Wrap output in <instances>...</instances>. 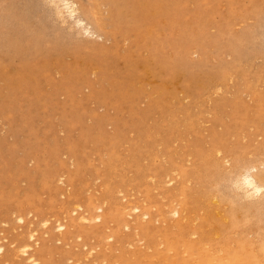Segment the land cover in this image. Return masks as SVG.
Masks as SVG:
<instances>
[{
	"label": "rangeland",
	"instance_id": "374dc122",
	"mask_svg": "<svg viewBox=\"0 0 264 264\" xmlns=\"http://www.w3.org/2000/svg\"><path fill=\"white\" fill-rule=\"evenodd\" d=\"M44 1L0 0V264H28L12 253L31 230L44 264H154L155 256L157 264L164 256L163 264H209L221 254L264 263V207L245 204L226 176L264 158V0H128L120 13L118 0H73L100 36L62 23ZM257 173L264 183V167ZM129 201L148 212L144 221ZM98 204L109 210L107 221L93 218ZM173 205L182 217L164 212ZM126 240L132 247L122 246Z\"/></svg>",
	"mask_w": 264,
	"mask_h": 264
},
{
	"label": "bare ground",
	"instance_id": "6f19581e",
	"mask_svg": "<svg viewBox=\"0 0 264 264\" xmlns=\"http://www.w3.org/2000/svg\"><path fill=\"white\" fill-rule=\"evenodd\" d=\"M42 1V0H41ZM128 0H118V1H116V6H117V11L120 13V12H122V10L125 8L124 6H125V2H127ZM38 2V1H37ZM47 3L48 5H49V7L50 6H52L53 8H54V10H55V13L54 14H56L57 15V18H59L60 19V21L62 22V23H69V25H72V26H75L76 28H77V31L79 32V33H82V34H84V35H87V36H93V35H95V36H100V34H98L97 33V31H96V29L93 27V25H91V23L87 20V18L84 16V15H82L81 14V12H79L78 10V7H77V5H76V3L73 1V0H45L44 1V3ZM47 5V6H48ZM44 6V5H43ZM105 6V5H104ZM104 6H102V7H104ZM153 6V5H152ZM230 6V5H229ZM96 7H98V5L96 6ZM39 9V8H38ZM101 9V8H100ZM53 10V9H52ZM229 10V9H228ZM240 10V9H239ZM230 11V10H229ZM48 13H49V11H47ZM241 12V11H240ZM245 12V11H244ZM230 13V12H229ZM51 14V13H50ZM54 14H51L50 16H53ZM93 14V13H92ZM48 16V15H47ZM94 16V15H93ZM258 16H259V19L260 20H262V22H261V24H260V26L263 28L264 27V11H259L258 12ZM56 17V16H55ZM59 19H55V20H59ZM65 25V24H64ZM68 25V24H67ZM134 25V24H133ZM236 27V26H235ZM67 30V29H66ZM69 32H71V31H69ZM79 36V35H78ZM261 37H262V40H263V44H264V30H262L261 31ZM171 53V52H170ZM195 55V54H194ZM209 55V54H208ZM228 58V57H227ZM201 73H203V71H200ZM230 80V79H229ZM218 89H219V87H217ZM180 151V150H179ZM217 152V151H216ZM219 152V151H218ZM217 152V153H218ZM217 153H215V155L217 154ZM213 154V153H212ZM207 155V154H206ZM218 155V154H217ZM244 156V155H243ZM247 156H250V155H248L247 154ZM176 157V156H175ZM208 160V159H207ZM180 161V160H179ZM187 161V160H186ZM185 161V162H186ZM170 162V161H169ZM220 162V161H219ZM224 162V159H223V161H222V163ZM227 163V162H226ZM225 163V164H226ZM124 164V163H123ZM165 164V163H164ZM188 164V163H187ZM232 164V163H231ZM109 165V164H108ZM224 166V165H223ZM222 166V167H223ZM259 166H261V167H264V158L263 159H259V160H256V161H251V162H242L241 164H240V166L238 167V168H236V169H231L229 172H227V177L230 179V181L232 182V190H235L237 193L236 194H238V196H239V199H241V200H243V199H245L246 200V202H245V204H249V206H251V207H255V208H263L264 207V183L262 182V180L260 179V177H259V175H258V173H257V169L259 168ZM172 167V166H171ZM220 167V166H219ZM227 167H229V165H227ZM173 168H177L176 166H174ZM183 169V168H182ZM182 169L180 170V172L179 173H181V171H182ZM198 169V168H197ZM211 169V168H210ZM177 170V169H176ZM179 170V169H178ZM227 170V169H226ZM188 171V170H187ZM176 172H178V171H176ZM176 172H171V173H176ZM194 172V171H193ZM220 172V171H219ZM167 173V172H166ZM169 173V172H168ZM170 173V174H171ZM223 173V172H222ZM65 175V174H64ZM202 175V174H201ZM205 175V174H204ZM203 175V176H204ZM216 175V174H215ZM72 176V175H71ZM166 177H167V175H165ZM181 175H179V177H180ZM208 176V175H207ZM218 176V175H217ZM170 177V176H169ZM205 177V176H204ZM59 178V177H58ZM60 179V178H59ZM62 179V178H61ZM130 179V178H129ZM188 180V179H187ZM204 180V179H203ZM129 181V180H128ZM74 182V181H73ZM163 182V181H162ZM162 182H161V184H162ZM166 182V181H165ZM168 182V181H167ZM178 182H180V181H178ZM177 183V182H176ZM164 184V183H163ZM167 184V185H166ZM168 184H170L171 185V181H169V183H165L164 185H166L167 187H168ZM179 184V183H178ZM202 184V183H201ZM69 185V184H68ZM68 185H66V186H68ZM153 185V184H152ZM197 185V184H196ZM163 186V185H162ZM178 186V185H177ZM212 186V185H211ZM129 187V186H128ZM163 187H165V186H163ZM201 188V187H200ZM224 188V187H223ZM222 188V189H223ZM234 188V189H233ZM129 189V188H128ZM133 189V188H132ZM156 189V188H155ZM164 189H166V188H163V190ZM226 189V188H225ZM123 190V189H122ZM175 190V189H174ZM202 190V189H201ZM217 190V189H216ZM71 191V190H70ZM110 191V190H109ZM142 191V190H141ZM153 191V190H152ZM184 191H187L186 190V188H185V190ZM67 192V191H66ZM65 192V195L67 194ZM104 192H106V191H104ZM112 192V191H111ZM110 192V193H111ZM119 192V191H118ZM118 192H116L115 191V193H118ZM69 193V192H68ZM109 193V192H108ZM115 193H113L114 195H115ZM178 193V192H177ZM176 193V194H177ZM186 193V192H185ZM185 193H183V194H185ZM70 194V193H69ZM76 194V193H75ZM83 194V193H82ZM105 194V193H104ZM140 194H141V192H140ZM171 194V193H170ZM179 194V193H178ZM177 194V195H178ZM195 194V193H194ZM111 195V194H110ZM117 195V194H116ZM174 195V194H173ZM207 195H210V193L209 194H206V196ZM67 196H68V194H67ZM169 196V195H168ZM170 196H172V195H170ZM183 196V195H182ZM205 196V195H204ZM211 196H213L214 198H216L217 200H221V197L218 195V194H214V195H211ZM100 197V196H99ZM107 197V196H106ZM114 198L116 197V196H113ZM223 197V196H222ZM96 198V197H95ZM102 198H103V196H102ZM131 198H133L132 196H131ZM205 198V197H204ZM209 198H210V196H209ZM214 198H213V200H212V202L213 201H215L216 202V200H214ZM235 198V197H234ZM71 199V198H70ZM85 199H87V198H85ZM91 199V198H90ZM97 199V198H96ZM140 199V198H139ZM163 199V198H162ZM161 199V200H162ZM203 199V198H202ZM208 199V198H207ZM66 200V199H65ZM83 200V199H82ZM92 200H93V198H92ZM99 200V199H98ZM101 200V199H100ZM124 200V199H123ZM126 200V199H125ZM128 200V199H127ZM125 201L126 202V205L128 206L129 204L127 203L128 201ZM184 200H186V199H184ZM193 200V199H192ZM205 200V199H204ZM203 200V201H204ZM210 200V201H211ZM86 201V200H85ZM101 201H103V200H101ZM121 201V200H120ZM141 201V200H140ZM186 201H188V200H186ZM206 201V200H205ZM239 201V200H238ZM83 202V201H82ZM94 202H96V201H94ZM99 202V201H98ZM105 202H107V201H104L103 203H105ZM114 202V201H113ZM115 202H116V200H115ZM114 202V203H115ZM117 202L119 203V201H118V198H117ZM131 201H129V203H130ZM166 202V201H165ZM168 202H169V200H168ZM178 202V201H177ZM207 202V201H206ZM69 203H71V202H69ZM86 203H88L87 201L85 202V205H87ZM112 203V202H111ZM132 203V202H131ZM204 203V202H203ZM209 204H210V202H208ZM219 203V202H218ZM225 203H226V201H225ZM224 203V204H225ZM230 203V202H229ZM62 204V203H61ZM65 204H66V201H65ZM68 204V203H67ZM79 204H80V201H79V203H78V206H79ZM120 204V203H119ZM143 204V203H142ZM144 204H147V203H145L144 202ZM168 204V203H167ZM173 204V203H172ZM188 204V203H187ZM212 204V203H211ZM63 205V204H62ZM75 205V204H74ZM105 205V204H104ZM103 204H98V205H96L95 206V208H96V214L93 216V218L95 219V221H102V220H104V219H106V221L108 220V218H107V214H108V209H103V206H104ZM110 205V204H109ZM124 205V204H123ZM132 205V207H128L127 209H129V208H131L132 209V211H134V213L135 212H137V213H139L140 214V216H141V218H142V220L144 221V219L146 218V217H148V212L147 211H141L140 212V207H139V205L136 203V205L135 204H130V206ZM152 205V204H151ZM178 205V204H177ZM206 205V204H205ZM204 205V206H205ZM208 205V204H207ZM222 205H223V203H222ZM10 206V205H9ZM67 206V205H66ZM69 206V205H68ZM77 206V207H78ZM106 206V205H105ZM119 206V205H118ZM218 206V205H217ZM229 206V205H228ZM25 207V206H24ZM75 207H76V205H75ZM77 207L76 208H74V206L72 207L74 210L75 209H77ZM81 207H82V205H81ZM85 207H87V206H85ZM116 207V206H115ZM115 207H113L114 209H115ZM163 207V206H162ZM168 207V206H167ZM219 207V206H218ZM225 206H223V208H224ZM243 207V210H244V205H242L241 206V208ZM59 208V207H58ZM80 208V207H79ZM84 208V207H83ZM91 208V207H90ZM118 208V207H117ZM121 208V207H120ZM142 208H143V206H142ZM141 208V209H142ZM151 208H154V207H151ZM150 208V209H151ZM164 208H165V206H164ZM196 208V207H195ZM200 208H202V207H200ZM210 207L209 206H207V210H209V214L208 215H211V213H210V209H209ZM215 208V207H214ZM217 208V207H216ZM237 209H238V207H236ZM26 209H28V208H26ZM25 209V210H26ZM125 209H126V207H125ZM149 209V210H150ZM168 209V208H167ZM165 210L164 212L165 213H168V212H170L171 210H172V215L173 216H179V214H180V210H179V208H178V206L176 207V205H175V208H174V205H173V207H172V209H170V210ZM236 209V210H237ZM240 209V208H239ZM251 209V208H250ZM81 210V209H80ZM92 209H90V211H91ZM124 210V209H123ZM122 210V211H123ZM143 210V209H142ZM163 209H161L160 211H162ZM184 210V209H183ZM242 210V209H241ZM241 210H240V213H241ZM242 210V211H243ZM253 211L255 210V209H252ZM252 210H250V211H252ZM258 210V209H257ZM2 211V210H1ZM30 211L32 212V210L30 209ZM89 211V210H88ZM93 211H94V208H93ZM125 211H127V210H125ZM167 211V212H166ZM214 211H218V210H214ZM249 211V212H250ZM253 211H252V213H253ZM72 212H74V211H72ZM110 212H112V211H110ZM114 213H115V211H113ZM129 211H127V213H128ZM155 212V211H154ZM157 212H158V210H157ZM163 212V213H164ZM212 212V211H211ZM257 212V211H256ZM260 213L262 212V211H259ZM10 213V212H9ZM15 213V212H14ZM23 213V212H22ZM28 213V212H27ZM66 213V212H65ZM120 213H121V211H120ZM126 213V212H125ZM126 213V214H127ZM130 213V212H129ZM134 213H133V215H134ZM150 213H152V212H150ZM160 213V212H159ZM163 213H160V215L161 214H163ZM164 213V214H165ZM217 213H219V211L217 212ZM223 213V211L221 212V214ZM239 213V214H240ZM251 212H250V215L252 214ZM71 214V213H70ZM74 214V213H73ZM84 214V213H83ZM82 214V215H83ZM87 214V213H86ZM125 214V215H126ZM138 214V215H139ZM163 214V215H164ZM171 214V213H170ZM184 213H182L181 212V214H180V216L181 215H183ZM200 214V213H199ZM212 214H216V213H212ZM220 214V213H219ZM263 213H261V217L263 216L262 215ZM23 215V214H22ZM22 215L21 216H18V219H19V222H23L24 220H23V218L24 217H22ZM26 215V214H25ZM28 215V214H27ZM29 215H31V214H29ZM65 215V214H64ZM114 215V214H113ZM131 215V217H132V214H130ZM163 215H161V217L163 216ZM167 215H169V214H165L164 216V219H166V216ZM171 215V216H172ZM227 215V214H226ZM238 215V214H237ZM236 215V216H237ZM253 215V214H252ZM255 215V214H254ZM15 215H13V217H14ZM48 216V215H47ZM104 216H106V218H104ZM119 216V215H118ZM152 216H153V214H152ZM157 216H159V215H157ZM198 216V215H197ZM216 216H218L217 214H216ZM257 216H258V214H257ZM65 217V216H64ZM63 217V218H64ZM79 217H80V215H79ZM115 217H117L116 215H115ZM123 217H124V215H123ZM125 217H128V215H126ZM124 217V218H125ZM154 217V216H153ZM182 217V216H181ZM184 217H185V215H184ZM184 217L182 218V219H184ZM196 217V216H195ZM208 217H211V216H208ZM224 217L226 218L227 216H223V219H224ZM241 216L239 215V218H240ZM10 218V217H9ZM25 218H26V216H25ZM44 218L45 217H43V219L42 218H40V220L42 219L43 221H44ZM77 219H78V217H76ZM75 218V219H76ZM80 218H82V217H80ZM91 219H93L92 217H90ZM90 218H87V219H89V221H92V220H90ZM112 219H113V217H111ZM133 218H134V216H133ZM144 218V219H143ZM155 218H157V217H155ZM154 218V219H155ZM173 218V217H172ZM172 218H171V221H172ZM188 218V217H187ZM238 218V217H237ZM243 218V217H242ZM242 218H240L241 220H242ZM262 218H264V216L262 217ZM12 219V218H11ZM15 218H13L12 220H14ZM17 219V218H16ZM38 219H39V217H38ZM46 219H48V217L47 218H45V221L44 222H46ZM111 219V220H112ZM131 219V218H130ZM136 218H134L133 220H135ZM163 219V218H162ZM163 219V220H164ZM186 219V218H185ZM196 219V218H195ZM194 219V220H195ZM197 219H198V217H197ZM214 219V218H213ZM222 219V218H221ZM236 219V218H235ZM261 219V218H260ZM62 220V219H61ZM64 220H66V219H64ZM67 220H68V218H67ZM85 220V219H84ZM124 220V219H123ZM141 220V219H140ZM163 220H161V221H163ZM170 220V219H169ZM181 220V219H180ZM192 220H193V218H192ZM192 220H190L191 221V224H192ZM207 220H209V219H207ZM212 220V219H211ZM225 220H228V218H226ZM1 221V220H0ZM16 221V220H15ZM27 221V220H26ZM36 221H39V220H36ZM42 221V225H44V222ZM63 221V220H62ZM106 221H105V223H106ZM118 221V220H117ZM117 221H115L116 223H118ZM155 222L154 223H157L158 222V220L156 219V220H154ZM164 221H166V220H164ZM181 221H184V220H181ZM189 221V220H188ZM203 221V220H202ZM210 221V220H209ZM213 221V220H212ZM238 221H240V220H238ZM40 222V221H39ZM48 222V221H47ZM68 222V221H67ZM79 223H81V222H86V221H78ZM94 222V221H93ZM126 222H128V221H126ZM131 222V221H130ZM129 222V223H130ZM132 222H135V221H132ZM211 222V221H210ZM252 222H254V221H252ZM16 223H17V221H16ZM27 223H28V221H27ZM38 223V222H37ZM36 223V224H37ZM55 223V222H54ZM78 223V224H79ZM88 223V222H87ZM95 223L96 222H94V224H93V227H94V225H95ZM103 223H104V221H103ZM112 223H113V221H112ZM111 222H110V224H112ZM115 223V224H116ZM125 223V222H124ZM145 223V222H144ZM160 223V222H159ZM162 223V222H161ZM167 223V222H166ZM182 223V222H181ZM194 223V222H193ZM204 223V222H203ZM213 223V222H212ZM238 223V222H237ZM41 224V223H40ZM39 224V225H40ZM47 224V223H46ZM57 224V226H56V228H57V230L59 231V233H62L64 230H65V228H66V223L63 221V222H58V223H56ZM68 224H70V223H68ZM84 224V223H83ZM82 224V225H83ZM109 224V225H110ZM127 224V223H126ZM131 224H133V223H131ZM135 224V223H134ZM142 224V223H141ZM140 224V225H141ZM163 224H165V223H163ZM168 224V223H167ZM174 224V223H173ZM172 224V225H173ZM188 224H189V222H188ZM205 224H206V227H207V222H205ZM205 224H202L203 225V227H204V225ZM250 224H252V223H250ZM254 224V223H253ZM257 224V223H256ZM27 226H29V224H26ZM48 225V224H47ZM72 225V224H71ZM80 225V224H79ZM78 225V226H79ZM109 225H108V229H109ZM116 225H118V224H116ZM121 225H123V224H121ZM129 225L130 224H128V226L127 227H129ZM138 225H139V223H138ZM139 225V226H140ZM186 225V224H185ZM199 225H201V224H199ZM13 226V225H12ZM46 226V225H45ZM84 226V225H83ZM91 226H92V224H91ZM100 226L101 225H99V227L98 226H96V228H95V230L97 229V228H100ZM104 226V228H105V225H103ZM144 226V225H143ZM146 226V225H145ZM144 226V227H145ZM159 226V225H158ZM174 226V225H173ZM188 226V225H187ZM187 226H186V228H187ZM192 226L193 225H191V228H192ZM213 226H216V225H214L213 224ZM256 226V225H255ZM18 227V226H17ZM21 227V226H20ZM40 227V226H39ZM42 227V226H41ZM106 227H107V225H106ZM112 227H114V229L113 230H115V225H112ZM124 227H126V226H124ZM171 227V226H170ZM185 227V226H184ZM183 227V228H184ZM217 227V226H216ZM216 227H215V230H216ZM27 228V227H26ZM25 228V229H26ZM42 228H45L44 226L42 227ZM69 228H72V226L71 227H69ZM80 227H77V228H75L76 230L75 231H77V229H79ZM83 227H81V229H82ZM90 227H88V229H89ZM92 228V227H91ZM101 228H102V226H101ZM123 228V227H122ZM129 228H131V226L129 227ZM129 228H127V229H124V230H128ZM146 228V227H145ZM150 228H154V230H156L158 227L156 226V228H155V225H153V227H151L150 226ZM176 228V227H175ZM190 228V229H191ZM214 228V227H213ZM225 228V227H224ZM256 228V227H255ZM21 229V228H20ZM86 229V228H85ZM87 229V230H88ZM137 230H138V228H136ZM159 229H161V227H159ZM198 229H200V227L199 228H197V230ZM29 230H30V227H29ZM29 230H28V232H29ZM37 230V229H36ZM43 230V229H42ZM70 230V229H69ZM103 231V229H100V230H97L98 231V234L100 233L99 231ZM117 230L118 229H116L115 230V232H117ZM132 230V229H131ZM137 230H134L135 232L133 233L134 234V237H135V235L136 236H138V234L136 233V231ZM164 230V229H163ZM195 230V229H194ZM9 231V230H8ZM21 231V230H20ZM27 231V230H26ZM73 231V233L75 232L74 230H72ZM81 231V230H80ZM85 231V230H84ZM88 231H90V230H88ZM88 231H87V233H88ZM101 231V232H102ZM107 231V230H106ZM110 231V230H109ZM122 231V230H121ZM151 231H153V229L151 230ZM251 231V230H250ZM263 231V230H262ZM23 232V231H22ZM56 232V231H55ZM78 232H79V230H78ZM91 232H96V231H91ZM104 232H105V229H104ZM138 232H141V233H144V235L147 233L146 232V230L143 232V229L142 230H139ZM176 232V231H175ZM183 232V231H182ZM187 232V231H186ZM190 232V231H189ZM199 232V231H198ZM198 232H195V231H193V233H194V235H195V233H197L198 234ZM217 232V231H216ZM254 232V231H253ZM261 232V231H260ZM45 233H46V231H45ZM66 233V232H65ZM76 233V232H75ZM80 233V232H79ZM97 233V232H96ZM107 233H109V232H107ZM136 233V234H135ZM150 233V232H149ZM153 233H154V231H153ZM178 233V231L175 233V234H177ZM193 233H191V235H193ZM262 234H263V232H261ZM260 233V234H261ZM36 233H35V230L33 231V230H31L29 233H27V234H25L26 235V237H27V235H28V237L25 239V240H23L19 245H16L15 246V250L17 251V254H15V253H12V255L14 254V255H19V254H21L22 256H23V258L28 262V264H44L42 261H41V255L39 256V255H37L36 253H35V251L33 250V246H36L35 244H37L38 243V238L36 237V235H35ZM98 234H96L97 236H98ZM122 234H123V232H122ZM122 234H120V235H118V236H121ZM180 234V233H179ZM216 234V233H215ZM234 234V233H233ZM4 235V234H3ZM38 235H40V233H38ZM37 235V236H38ZM43 235V234H42ZM67 235H68V233H67ZM73 235V234H72ZM84 235H87V234H84ZM84 235H82V237L84 236ZM88 235H90V233L88 234ZM92 235V234H91ZM143 235V236H144ZM174 234H172V236H173ZM236 235V234H235ZM235 235H234V237H235ZM248 235V234H247ZM2 236V235H1ZM22 236H24V234L22 233ZM45 236V235H44ZM71 236V235H70ZM77 236H79V235H77ZM112 236H114L112 233L111 234H109L108 235V237L107 238H110V237H112ZM125 236V235H124ZM163 236V235H162ZM171 236V235H170ZM184 236H185V234H184ZM197 236V235H196ZM203 236V235H202ZM207 236V235H206ZM210 235H208V237H209ZM225 236V235H224ZM20 237V236H19ZM46 237V236H45ZM60 237H62L61 236V234H60ZM60 237H59V239H60ZM64 237V236H63ZM66 237V236H65ZM80 237V240H81V236H79ZM92 237V236H91ZM157 237V236H156ZM174 237H176L175 235L173 236V238ZM178 237H180V236H178ZM191 237V236H190ZM200 237V236H199ZM199 237H198V239H199ZM211 237V236H210ZM215 237H217V234H216V236ZM243 237V236H242ZM241 237V238H242ZM258 237V236H257ZM256 237V238H257ZM264 237V236H263ZM2 238V237H1ZM23 238V237H22ZM69 238V237H68ZM78 238V237H77ZM106 238V239H107ZM119 238V237H118ZM193 238V237H192ZM206 238V237H205ZM253 238H254V235H253ZM259 238H261L260 236L257 238V239H255V240H257L258 241V239ZM17 239H18V237H17ZM138 240V238L136 237L135 238V241H137ZM148 239L149 238H147L146 240H147V242H148ZM158 239V238H157ZM204 239V238H203ZM203 239H199V241H203ZM1 240V239H0ZM19 240V239H18ZM75 240H79V239H76L75 238ZM100 240H102V239H100ZM109 240V239H108ZM111 240V239H110ZM112 240H113V238H112ZM134 240V239H133ZM142 240H143V238H142ZM139 241V242H143V241ZM145 240V241H146ZM159 240V242H161L160 240H164V238L162 239V238H160V239H158ZM158 240H156L157 241V243H158ZM168 242L170 241L171 242V239H166ZM207 240V239H206ZM206 240H205V242H206ZM220 240V239H219ZM249 240H251L250 238H249ZM16 241V240H15ZM102 241H106V240H104V238H103V240ZM180 241H181V239H180ZM4 242V241H3ZM12 242V241H11ZM50 242V241H49ZM60 242V241H59ZM59 242H57L58 244H59ZM101 242V241H100ZM122 242V241H121ZM125 242V241H124ZM128 241L126 240V243L125 244H123L122 246L124 247V246H126L128 243H127ZM133 242V241H132ZM132 242L130 243V245L128 244L127 245V247L128 246H130V247H132ZM138 242V241H137ZM168 243L167 245H168V249L169 250H167V251H171L170 250V248H172V245H171V243ZM182 242V241H181ZM191 242V241H190ZM204 242V243H205ZM207 242H209V240L207 241ZM256 242V241H255ZM55 243V242H54ZM115 243H116V241H115ZM114 243V244H115ZM118 243V245H117V247L121 244V243H119V241L117 242ZM134 243V242H133ZM140 243V244H141ZM153 242H151V244H152ZM163 243V242H162ZM161 243V244H162ZM234 243V242H233ZM233 243H229L230 245L232 244L233 245ZM13 244H15L14 243V241H13ZM48 244V243H47ZM98 244H100V243H98ZM107 244V243H106ZM109 244V243H108ZM149 244H150V242H149ZM149 245V246H153V244L152 245ZM164 244V243H163ZM183 244V243H182ZM182 244H181V246H182ZM188 244H189V241H188ZM187 244V245H188ZM220 244V243H219ZM246 244H247V242H246ZM256 244V243H255ZM43 245V244H42ZM64 245V244H63ZM69 245V244H68ZM159 245H160V243H159ZM158 244H157V246H159ZM171 245V246H170ZM190 245V244H189ZM225 245V244H224ZM237 245H238V243H237ZM237 245L235 244V246H236V248H237ZM240 245V244H239ZM44 246H46V245H44ZM87 246V245H86ZM106 246V245H105ZM105 246H104V248H105ZM108 246V245H107ZM106 246V247H107ZM148 246V247H149ZM203 246V245H202ZM243 246H245V245H243ZM8 247H9V245H8ZM10 247H11V245H10ZM84 247V246H83ZM82 247V248H83ZM103 247V246H102ZM117 247H116V250H117ZM122 247V248H123ZM126 247V248H127ZM134 247V246H133ZM143 247H144V245H143ZM142 247V248H143ZM150 247V248H151ZM160 247H161V245H160ZM186 247V246H185ZM189 247V246H188ZM198 247V250H200L201 248H199V246H197ZM197 247H196V249H197ZM204 247V246H203ZM206 247V246H205ZM220 247V246H219ZM218 247V248H219ZM247 248H248V246H246ZM56 248H57V246L56 247H54V249L56 250ZM135 248H137V247H135ZM140 248H141V245H140ZM147 248V247H146ZM158 248V247H157ZM181 247H179V249H180ZM235 248V249H236ZM253 248H254V246H253ZM10 249H12V248H10ZM9 249V250H10ZM53 249V248H52ZM77 249V248H76ZM90 249V248H89ZM93 249V248H92ZM92 249H90V250H92ZM148 249L149 248H147V250H145V251H148ZM202 249H204V248H202ZM211 249V248H210ZM210 249H208V251H209V254L210 253H212V250H210ZM226 249H228L227 247H226ZM234 249V250H235ZM246 248H244V250H242V251H246V252H248L247 250L248 249H246ZM63 250V249H62ZM78 250V249H77ZM84 250V249H83ZM90 250H88V251H90ZM106 250V249H105ZM108 250V249H107ZM136 250H138V248L136 249ZM136 250H135V253H136ZM141 250V249H140ZM181 250V249H180ZM186 250H187V248H186ZM186 250H185V252H186ZM218 250H220L221 251V253H222V249H218ZM218 250H217V252H218ZM253 250V249H252ZM15 251V252H16ZM53 251V250H52ZM61 251V250H60ZM93 251V250H92ZM114 251H115V249H114ZM129 251V250H128ZM149 251H154V250H149ZM158 251H159V253H161L162 251H160L159 249L157 250V255L159 254L158 253ZM181 251H183L184 252V250H181ZM181 251H177V252H181ZM204 251V250H203ZM203 251H201L202 253H204ZM4 252V244L3 243H1L0 242V254H2ZM44 252H46V249L44 250ZM63 252V251H62ZM73 252V251H72ZM76 252V251H75ZM94 252V251H93ZM92 252V253H93ZM130 252V251H129ZM173 252V251H172ZM172 252H171V254H172ZM176 252V253H177ZM184 252V253H185ZM201 252H200V254H201ZM264 252V251H263ZM74 253V252H73ZM73 253H71V255L70 256H72V254ZM79 253V252H78ZM78 253H77V255H78ZM86 253L87 254H90V253H88L87 251H86ZM107 253V252H106ZM108 253H110L109 252V250H108ZM142 253V252H141ZM144 253H146V252H144ZM153 253H155V252H153ZM182 253L184 256L187 254V253ZM213 253H215V252H213ZM212 253V254H213ZM220 252H219V254H221ZM243 253V252H242ZM241 253V254H242ZM254 254L256 253V252H253ZM8 254V253H7ZM66 254H67V252H66ZM83 254H84V252H83ZM125 254H127V249H126V253ZM134 254V253H133ZM132 254V255H133ZM143 254V253H142ZM142 254H141V256H142ZM180 254V253H179ZM193 254V253H192ZM191 254V255H192ZM224 254V253H223ZM234 254V253H233ZM240 254V255H241ZM264 254V253H263ZM76 255V256H77ZM102 255V254H101ZM135 255V254H134ZM168 255V254H167ZM188 255V254H187ZM202 255V254H201ZM201 255H199V256H197V257H200ZM211 255V254H210ZM215 255V254H214ZM217 255V254H216ZM226 255V254H225ZM225 255H222L221 254V256L222 257H220V260L218 261V262H216V258H211L210 259V262H209V264H234L235 262V264H239V263H237V261L239 260V258H237V259H235L234 261L233 260H231V259H229L228 257H226ZM239 255V256H240ZM256 255V254H255ZM259 255V254H258ZM16 256H14V259H15V257ZM81 256V255H80ZM79 256V257H80ZM87 255H85V257H86ZM90 256H95V255H90ZM110 256H112V254L110 255ZM127 256V255H126ZM140 256V257H141ZM171 256H173V254L171 255ZM178 256V255H177ZM195 257H196V254L194 255ZM202 256H204V255H202ZM201 256V257H202ZM209 256V255H208ZM213 256V255H212ZM238 256V255H237ZM0 257H1V255H0ZM9 257H12L13 258V256H11V255H9ZM18 257V256H17ZM16 257V258H17ZM46 257H47V255H46ZM104 257V256H103ZM165 257V256H164ZM164 257H163V261L166 259H164ZM175 257H176V255H175ZM174 256H173V258H175ZM195 258L194 260L196 261V259H198V258ZM42 258H44V256H42ZM70 258V257H69ZM101 258H102V256H101ZM112 258V257H111ZM122 258V257H121ZM125 258V257H124ZM127 258V257H126ZM131 258V257H130ZM136 258V257H135ZM144 257L142 256V259H143ZM155 259L156 260V256L155 257H152L151 259ZM7 259V258H6ZM21 259V258H20ZM45 259V258H44ZM79 259V258H78ZM118 259H120V258H118ZM145 259H147V258H145ZM144 259V260H145ZM153 259V260H154ZM242 259H244V258H242ZM47 260H48V257H47ZM72 260V259H71ZM71 260L69 261V262H71ZM79 260H81V258L79 259ZM105 260H107V259H105ZM154 260V264L156 263L157 264V262L159 261H155ZM171 260H174V259H171ZM169 261V262H172V261ZM182 260H184V258L182 259ZM18 261V260H17ZM49 261V260H48ZM68 261V260H67ZM66 261V262H67ZM94 261V260H93ZM92 261V262H93ZM102 261H104V259L102 260ZM118 261V260H117ZM147 261H150V259H147ZM163 261L161 262V263H159V264H163ZM175 261V260H174ZM189 261H190V259H189ZM252 261H253V259L250 261V259H248V261L247 262H250V264L252 263ZM255 261V260H254ZM20 262V261H19ZM23 262V261H22ZM25 262V261H24ZM76 262H77V260H76ZM96 262V261H95ZM101 262V261H100ZM106 262V261H105ZM165 263H166V261H164ZM182 262V261H181ZM183 262H185V261H183ZM191 262V261H190ZM194 262V261H193ZM193 262H191L192 264H193ZM239 262V261H238ZM257 262H258V260H257ZM259 262H261V261H259ZM62 263V262H61ZM78 263V262H77ZM97 263V262H96ZM110 263V262H109ZM118 263V262H117ZM148 263V262H147ZM191 263H189V264H191ZM242 264H244V262L242 261L241 262ZM262 263V262H261ZM63 264V263H62ZM73 264H74V262H73ZM101 264H102V262H101ZM104 264V263H103ZM180 264V263H179ZM182 264V263H181ZM203 264V263H202ZM208 264V263H207ZM262 264H264V263H262Z\"/></svg>",
	"mask_w": 264,
	"mask_h": 264
}]
</instances>
